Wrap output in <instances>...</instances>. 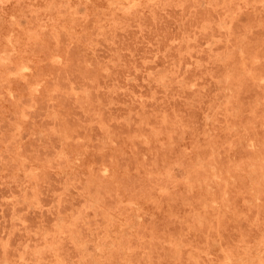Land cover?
I'll return each mask as SVG.
<instances>
[{
    "label": "rangeland",
    "instance_id": "obj_1",
    "mask_svg": "<svg viewBox=\"0 0 264 264\" xmlns=\"http://www.w3.org/2000/svg\"><path fill=\"white\" fill-rule=\"evenodd\" d=\"M262 178L264 0H0V264H264Z\"/></svg>",
    "mask_w": 264,
    "mask_h": 264
},
{
    "label": "bare ground",
    "instance_id": "obj_2",
    "mask_svg": "<svg viewBox=\"0 0 264 264\" xmlns=\"http://www.w3.org/2000/svg\"><path fill=\"white\" fill-rule=\"evenodd\" d=\"M147 1H148V0H147ZM251 5H252V4H251ZM102 8H103V7H102ZM59 10H60V9H59ZM128 12H129V11H128ZM6 37H7V36H6ZM6 37H5V38H6ZM229 39H230V38H229ZM17 43H18V42H17ZM241 46H242V45H241ZM8 52H9V51H8ZM219 54H220V53H219ZM11 55H12V54H11ZM12 56H13V55H12ZM12 56H11V57H12ZM235 57H236V56H235ZM2 60H3V59H2ZM26 61H27V60H26ZM219 64H220V63H219ZM9 67H10V66H9ZM11 67H13V66H11ZM21 67H24V66H21ZM237 68H238V67H237ZM12 69H13V68H12ZM222 69H223V68H222ZM31 71H32V70H31ZM229 71H230V70H229ZM1 73H3V72H1ZM167 73H168V72H167ZM167 73H166V74H167ZM233 73H234V72H233ZM227 75H228V74H227ZM166 76H168V75H166ZM233 76H234V75H233ZM165 80H166V79H165ZM158 81H159V80H158ZM3 85H4V84H3ZM252 87H253V86H252ZM254 87H255V86H254ZM255 91H256V90H255ZM9 92H10V91H9ZM217 92H218V91H217ZM259 92H260V91H259ZM215 93H216V92H215ZM3 94H4V93H3ZM13 96H14V95H13ZM247 96H248V95H247ZM221 97H222V96H221ZM240 97H241V96H240ZM247 98H248V97H247ZM260 98H261V97H260ZM245 99H246V98H245ZM243 101H244V100H243ZM250 101H251V100H250ZM214 102H215V101H214ZM222 102H223V101H222ZM232 102H233V101H232ZM235 104H236V103H235ZM242 104H243V103H242ZM244 104H245V103H244ZM246 104H247V103H246ZM232 105H233V104H232ZM246 106H247V105H246ZM227 108H228V107H227ZM232 108H233V106H232ZM220 109H221V108H220ZM253 109H254V108H253ZM258 109H259V108H258ZM258 109H257V110H258ZM217 111H218V110H217ZM257 112H258V111H257ZM215 113H216V111H215ZM217 113H218V112H217ZM232 113H233V112H232ZM15 114H16V113H15ZM242 114H243V113H242ZM81 115H82V114H81ZM84 115H85V114H84ZM215 115H216V114H215ZM14 116H15V115H14ZM121 116H122V115H121ZM227 116H228V115H227ZM133 117H134V116H133ZM217 117H219V116H217ZM248 117H249V116H248ZM255 117H256V116H255ZM82 118H83V116H82ZM221 118H222V117H220V119H221ZM135 120H136V119H135ZM225 120H226V119H225ZM73 121H74V120H73ZM68 122H69V121H68ZM80 124H81V123H80ZM215 124H216V123H215ZM110 125H111V124H110ZM203 125H204V124H203ZM218 125H219V124H218ZM82 126H83V125H82ZM142 126H143V125H142ZM219 126H220V125H219ZM83 127H84V126H83ZM91 128H92V127H91ZM56 129H57V128H56ZM92 129H93V128H92ZM134 129H136V128L134 127ZM87 130H88V129H87ZM27 131H28V130H27ZM95 131H98V130H95ZM111 131H112V130H111ZM77 132H78V131H77ZM215 132H216V131H215ZM79 133H80V130H79ZM77 134H78V133H77ZM97 134H98V133H97ZM105 134H106V133H105ZM214 134H215V133H214ZM55 136H56V134H55ZM58 137H59V136H58ZM100 137H101V136H100ZM56 138H57V137H56ZM72 138H73V137H72ZM93 138H94V137H93ZM93 138H92V139H93ZM14 139H15V138H14ZM100 139H101V138H100ZM102 139H103V138H102ZM111 139H112V138H111ZM229 139H230V138H229ZM15 142H16V141H15ZM77 142H78V141H77ZM101 142H102V141H101ZM200 142H201V141H200ZM116 143H117V142H116ZM11 144H12V143H11ZM59 144H60V143H59ZM95 144H96V142H95ZM93 145H94V144H93ZM97 145H98V144H97ZM217 145H218V144H217ZM89 146H90V145H89ZM137 147H138V145H137ZM196 147H197V146H196ZM226 147H227V146H226ZM238 149H239V147H238ZM238 149H237V150H238ZM219 150H220V149H219ZM219 150H218V151H219ZM221 150H222V149H221ZM207 151H208V150H207ZM225 151H226V150H225ZM238 151H239V150H238ZM240 152H241V151H240ZM86 154H87V153H86ZM68 155H69V154H68ZM105 155H106V154H105ZM245 155H246V154H245ZM204 156L206 157V155H204ZM221 156H222V155H221ZM223 156L226 157V155H223ZM63 157H64V156H63ZM69 157H70V156H69ZM95 157H96V156H95ZM118 157H119V156H118ZM125 157H126V156H125ZM64 158H65V157H64ZM66 159H67V158H66ZM68 159H69V158H68ZM104 159H105V158H104ZM119 159H120V158H119ZM119 159H117V160H119ZM203 159H204V158H203ZM219 159H220V156H219ZM225 159H226V158H225ZM225 159H224V160H225ZM97 160H98V159H97ZM112 160H113V159H112ZM128 160H129V159H128ZM133 160H134V159H133ZM61 161L63 162V160H61ZM61 161H60V162H61ZM103 161H104V160H103ZM106 161H107V160H106ZM134 161H135V160H134ZM214 161H215V160H214ZM220 161H222V159H221ZM239 161H240V160H238V162H239ZM97 162H98V161H97ZM222 162H223V161H222ZM141 163H142V162H141ZM51 164H52V163H51ZM53 164H54V162H53ZM62 164H63V163H62ZM119 164H120V163H119V161H118V166H119ZM121 164H123V163H121ZM121 164H120V165H121ZM54 165H55V164H54ZM54 165H53V166H54ZM58 165H59V164H58ZM23 166H24V164H23ZM102 166H104V165H102ZM169 166H170V165H169ZM119 167H120V166H119ZM24 168H25V167H24ZM178 169H179V168H178ZM189 169H191V168H189ZM25 170H26V169H25ZM33 170H34V169H33ZM38 170H39V169H38ZM168 170H170V169L168 168ZM31 171H32V170H31ZM193 171H194V170H193ZM79 172H80V171H79ZM169 172H170V171H169ZM230 172H232V171H230ZM230 172H229V173H230ZM24 173H25V172H24ZM75 173H77V172L75 171ZM79 174H80V173H79ZM184 174H185V173H184ZM184 174H183V175H184ZM195 174H196V173H195ZM201 174H202V171H201ZM74 175H75V174H74ZM85 175H86V174H85ZM197 175H198V174H197ZM96 176H97V175H96ZM210 176H211V175H210ZM223 176H224V175H223ZM122 178H123V177H122ZM122 178H121V179H122ZM161 178H162V177H161ZM163 178H164V177H163ZM236 178H237V177H235L234 179H236ZM239 178H240V177H239ZM243 178H244V177H243ZM71 179H72V178H71ZM237 179H238V178H237ZM262 179H263V178H262ZM63 180H64V179H63ZM102 180H103V179H102ZM263 180H264V179H263ZM166 181H167V180H166ZM182 185H183V184H182ZM242 185H243V184H242ZM65 186H66V185H65ZM79 186H80V185H79ZM93 187H94V186H93ZM113 187H114V186H113ZM221 187H222V185H221ZM226 187H227V186H226ZM76 188H77V187H76ZM78 188H79V187H78ZM91 188H92V187H91ZM98 188H99V187H98ZM218 188H220V187H218ZM251 188H253V186H251ZM89 189H90V188H89ZM191 189H192V188H191ZM215 189H216V188H215ZM262 189H263V188H262ZM217 190H218V189H217ZM237 190H238V189H237ZM72 191H73V190H72ZM88 191H89V190H88ZM215 191H216V190H215ZM262 191H263V190H262ZM167 193H168V192H167ZM192 193H193V192H192ZM198 193H199V192H198ZM241 193H242V192H241ZM24 194H25V193H24ZM101 194H102V193H101ZM103 194H104V193H103ZM165 194H166V192H165ZM199 194H200V193H199ZM229 194H230V193H229ZM196 195H197V194H195V196H196ZM94 196H95V194H94ZM105 196H106V195H105ZM105 196H104V197H105ZM161 196H162V194H161ZM166 196H167V195H166ZM166 196H164V197H166ZM197 196H198V195H197ZM237 196H238V195H237ZM241 196H242V195H241ZM245 196H246V195H245ZM261 196H262V195H261ZM18 197H19V196H18ZM96 197H97V196H96ZM216 197H217V196H216ZM23 198H24V197H23ZM161 198H163V197H161ZM186 198H187V196H186ZM218 198H219V197H218ZM64 199H65V198H64ZM98 199H99V198H98ZM100 199H101V198H100ZM157 199H160V198H157ZM228 199H229V198H228ZM230 199H231V198H230ZM59 200H60V199H59ZM160 200H161V199H160ZM162 200H163V199H162ZM234 200H235V199H234ZM239 200H240V199H239ZM259 200H260V199H259ZM32 202H33V201H32ZM177 202H178V201H177ZM210 202H212V201H210ZM85 203H86V202H85ZM224 203H225V202H224ZM237 203H239V202H237ZM96 204H97V203H96ZM234 204H235V203H234ZM240 204H241V203H240ZM84 205H86V204H84ZM118 205H119V204H118ZM120 205H121V204H120ZM163 205H164V204H163ZM176 205H177V204H176ZM192 205H193V204H192ZM86 206H87V205H86ZM94 207H96V206L94 205ZM126 207H127V206H126ZM126 207H125V208H126ZM197 207H198V206H197ZM197 207H196V208H197ZM252 207H253V206H252ZM96 208H97V207H96ZM250 208H251V207H250ZM87 209H88V208H87ZM109 209H110V208H109ZM126 209H128V208H126ZM129 210H130V209H129ZM129 210H128V211H129ZM135 210H136V209H135ZM175 210H176V209H175ZM209 210H210V209H209ZM123 211H124V210H123ZM138 211H140V210H138ZM162 211H163V210H162ZM237 211H238V210H237ZM245 211H247V210H245ZM79 212H81V211H79ZM87 212H88V211H87ZM130 212H131V211H130ZM136 212H137V211H136ZM249 212H250V211H249ZM254 212H255V211H254ZM128 214H129V213H128ZM228 214H229V213H228ZM246 214H247V213H246ZM129 216H130V214H129ZM144 216H145V215H144ZM177 216H178V215H177ZM229 216H230V215H229ZM98 217H99V216H98ZM224 217H225V216H224ZM76 218H78V217H76ZM171 218H172V217H171ZM125 219H126V217H125ZM128 219H129V218H128ZM142 219H143V218H142ZM142 219H141V220H142ZM166 219H167V218H166ZM169 219H170V218H169ZM225 219H226V218H225ZM102 220H103V219H102ZM102 220H101V221H102ZM144 220H145V218L143 219V222H144ZM146 220H147V219H146ZM104 221H105V220H104ZM112 221H113V220H112ZM165 221H166V220H165ZM232 221H233V220H232ZM244 221H245V220H244ZM65 222H66V221H65ZM73 222H74V221H73ZM146 222H147V221H146ZM237 222H238V221H237ZM74 223H75V222H74ZM110 223H112V222H110ZM144 223H145V222H144ZM153 223H154V221H153ZM214 223H215V222H214ZM90 224H91V223H90ZM100 224H101V222H100ZM158 224H160V221H159ZM153 225H154V224H153ZM156 225H157V224H156ZM229 225H230V224H229ZM244 225H245V223H244ZM52 226H53V225H52ZM62 226H63V225H62ZM101 226H102V225H101ZM118 226H119V225H118ZM159 226H160V225H159ZM199 226H200V225H199ZM247 226H248V225H247ZM249 226H250V225H249ZM82 227H83V226H82ZM82 227H80V228L82 229ZM141 227H142V226H141ZM157 227H158V226H157ZM163 227H164V226H163ZM179 227H180V226H179ZM179 227H178V228H179ZM192 227H193V226H192ZM222 227H223V226H222ZM245 227H246V226H245ZM50 228H51V227H50ZM69 228H70V227H69ZM73 228H74V227H73ZM83 228H84V227H83ZM86 228H88V227H86ZM118 228H119V227H118ZM137 228H139V227H137ZM181 228H182V227H181ZM205 228H206V227H205ZM248 228H249V227H248ZM62 229H63V228H62ZM84 229H85V228H84ZM84 229H82V230H84ZM139 229L141 230L142 228H139ZM139 229H138V230H139ZM159 229H160V228H159ZM161 229H163V228H161ZM189 229H190V228H189ZM249 229H251V228H249ZM249 229H248V230H249ZM51 230H52V229H51ZM64 230H65V229H63V231H64ZM66 230H67V229H66ZM66 230H65V231H66ZM165 230H166V229H165ZM203 230H204V228L202 229V231H203ZM216 230H217V229H216ZM65 231H64V232H65ZM68 231H69V229H68ZM90 231H91V230H90ZM93 231H94V230H93ZM172 231H173V230H172ZM198 231H199V230H198ZM200 231H201V229H200ZM202 231H201L200 233H203V232H204V231H203V232H202ZM73 232H74V231H73ZM86 232H87V231H86ZM139 232H140V231H139ZM175 232H176V231H175ZM175 232H173V234H174ZM82 233H83V232H82ZM192 233H193V232H192ZM102 234H103V233H102ZM115 234H116V233H115ZM141 234H142V233H141ZM256 234H257V233H256ZM258 234H259V233H258ZM65 235H66V233H65ZM83 235H84V234H83ZM88 235H89V234H88ZM95 235H96V234H95ZM84 236H85V235H84ZM107 236H108V235H107ZM189 236H190V234H189ZM256 236H257V235H256ZM161 237H162V236H161ZM185 237H186V235H185ZM187 237H188V236H187ZM187 237H186V238H187ZM81 238H82V236H81ZM121 238H122V236H121ZM121 238H120V241H121ZM118 239H119V238H118ZM137 239H138V238H137ZM165 239H166V238H165ZM174 239H175V238H174ZM192 239H193V237H192ZM194 239H195V238H194ZM239 239H240V238H239ZM255 239H256V238H255ZM257 239H258V238H257ZM122 240H123V239H122ZM185 240H186V239H185ZM199 240H200V239H198V241H199ZM251 240H252V239H251ZM251 240H250V241H251ZM120 241H119V242H120ZM149 241H150V240H149ZM102 242H103V241H102ZM150 242H151V241H150ZM100 243H101V242H100ZM113 243H114V242H112V244H113ZM151 243H152V242H151ZM89 244H90V243H89ZM138 244H139V243H138ZM143 244H144V243H143ZM143 244H142V245H143ZM116 245H117V244H116ZM113 246H115V245H113ZM117 246H118V245H117ZM123 246H124V245H122V247H123ZM140 246H141V245H140ZM140 246H138V248H139ZM146 246H147V245H146ZM146 246H145V247H146ZM54 247H55V246H54ZM85 247H86V246H85ZM108 248H109V247H108ZM116 248H117V247H116ZM233 248H234V247H233ZM243 248H244V247H243ZM243 248H242V249H243ZM249 248H250V247H249ZM24 249H25V248H24ZM122 249H123V248H122ZM49 250H50V249H49ZM25 251H26V250H25ZM98 251H100V250H98ZM112 251H113V250H112ZM112 251H111V252H112ZM247 251H248V250H247ZM258 253H259V252H258ZM26 254H27V253H26ZM110 254H111V253H110ZM114 254H115V253H114ZM131 254H132V253H131ZM140 254H142V253H140ZM140 254H139V256H140ZM13 255H14V254H13ZM55 255H57V254H55ZM104 255H105V254H104ZM104 255H103V256H104ZM122 255H124V254H122ZM244 255H245V254H244ZM15 256H16V255H15ZM23 256H24V255H23ZM47 256H48V255H47ZM47 256H46V257H47ZM50 256H52V255H50ZM111 256H112V255H111ZM125 256H126V255H125ZM127 256H128V255H127ZM134 256H135V255H134ZM139 256H138V258H139ZM263 256H264V255H263ZM25 257H26V256H25ZM57 257H58V256H57ZM59 257H60V256H59ZM96 257H97V256H96ZM129 257H130V256H129ZM180 257H181V256H180ZM182 257H183V256H182ZM13 258H14V257H13ZM33 258H34V256H33ZM47 258H48V257H47ZM114 258H115V257H114ZM114 258H113V259H114ZM185 258H186V257H185ZM24 259H26V258H24ZM50 259H51V258H50ZM133 259H134V258H133ZM136 259H137V257H136ZM262 259H263V257H262ZM47 260H48V259H47ZM60 260H61V257H60ZM130 260H131V259H130ZM138 260H139L140 262H142V260H140V259H138ZM37 261H38V260H37ZM87 261H88V260H87ZM102 261H103V260H102ZM46 262H47V261H46ZM104 262H105V261H104ZM44 263H45V262H44ZM8 264H9V262H8ZM70 264H72V263L70 262ZM105 264H106V263H105ZM118 264H119V263H118ZM135 264H136V263H135ZM147 264H149V263H147Z\"/></svg>",
    "mask_w": 264,
    "mask_h": 264
}]
</instances>
